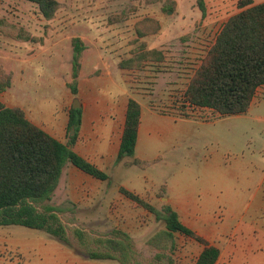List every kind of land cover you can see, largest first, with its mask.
<instances>
[{"label": "rangeland", "instance_id": "rangeland-1", "mask_svg": "<svg viewBox=\"0 0 264 264\" xmlns=\"http://www.w3.org/2000/svg\"><path fill=\"white\" fill-rule=\"evenodd\" d=\"M58 1L55 16L46 19L34 2L0 0V69L12 75L0 97L8 106H40L47 119L61 116L63 105L69 108L89 90L122 103L133 97L161 129L153 133L157 145L147 165L105 170L109 182L86 181L90 192L78 189V200L65 191L70 178L83 179L73 170L83 171L68 163L51 202L60 208L70 243L39 229L0 226V264H121L87 255L94 238L111 237L116 229L132 237L137 264H167V257L195 264L204 244L178 232L169 237L165 222L118 186L139 191L157 208L168 198L185 205L191 214L180 219L221 249L217 264H264V86L242 114L185 106L182 97L224 23L241 10L240 0ZM78 36L87 48L75 95L68 83ZM143 48H155L163 58L156 54L139 68L120 67ZM93 187L108 190L105 199L93 196ZM76 228L84 231L83 241Z\"/></svg>", "mask_w": 264, "mask_h": 264}, {"label": "trees", "instance_id": "trees-1", "mask_svg": "<svg viewBox=\"0 0 264 264\" xmlns=\"http://www.w3.org/2000/svg\"><path fill=\"white\" fill-rule=\"evenodd\" d=\"M28 1L36 3L46 19H52L60 5L58 0ZM240 8L224 23L194 70L182 94L185 106L209 108L222 116L246 113L258 88L264 86V1L253 4V0H240ZM202 9L205 10L203 5ZM25 39L35 40L31 35ZM86 48L82 38H73V80L68 86L75 95L78 94L82 53ZM156 54L163 58L159 50L143 48L133 58L122 60L120 67L139 68L144 62H154ZM11 85L12 75L0 69V92ZM182 114L191 116L190 113ZM141 115V104L130 97L117 161L125 156H134ZM82 116V108L71 106L68 141L65 143L32 122L22 107L7 106L0 100V225H22L43 230L60 241L70 243L67 228L59 214L60 208L51 202L65 167L72 163L97 179L111 178L105 170L72 148L79 135ZM147 163L138 158L127 162L128 165L140 166ZM119 190L153 213L157 220H163L169 237L178 232L203 243L204 248L195 264H217L221 249L184 224L170 203L157 208L124 186ZM75 234L81 241L85 239L82 229L76 228ZM93 241L94 247L87 250L90 258L137 264V252L127 232L116 229L113 236L96 237ZM167 259V264H176L172 258Z\"/></svg>", "mask_w": 264, "mask_h": 264}, {"label": "crops", "instance_id": "crops-1", "mask_svg": "<svg viewBox=\"0 0 264 264\" xmlns=\"http://www.w3.org/2000/svg\"><path fill=\"white\" fill-rule=\"evenodd\" d=\"M79 81V92H81L80 90L82 85V72L80 73ZM87 85L90 89V86L92 84L91 82H89L87 83ZM129 98L130 97H127L126 101H124L123 103L117 102L115 98L108 97L106 95L95 94V92L92 90H89L87 96L80 97V108H82L83 110L82 123L80 126L78 138L73 144L72 148L78 154L95 163L103 170L118 169L122 173L125 169H129L133 166L126 165V163L131 161L133 158H138L145 161L150 160L152 151L157 145V140L155 134L153 133L156 130H160L161 127L158 125L157 120L151 118L150 116L145 117L142 101L140 99H136L141 104L142 115L140 126L138 129L135 154L131 157L125 156L120 161H117L125 126ZM0 100L4 102L5 105H7L1 97ZM70 107H66V104L63 105L61 116H54L53 118L47 119L44 118L43 111L40 106L36 108H34L33 106H22V108L26 112L27 117L32 122L42 127L52 136L65 143L68 141L67 125L69 120ZM149 107L151 108L152 113L156 115L157 109L153 106ZM66 168L67 166L65 167V169ZM73 171L81 175L83 179H77L75 177L69 179L72 186L70 189L65 191V194L70 200H78V197L75 196V192L78 189L81 193H85L86 195L90 192L88 190L89 188L88 184H86V181L91 182L93 185L97 186H101L102 184L104 185L105 182H109V180H100L93 177L92 175H90L92 176L90 177L87 173L83 174L85 173L84 171L80 172L77 169ZM110 177L112 178L111 175ZM62 178L63 175L60 179L55 193L61 185ZM118 188L120 187L118 186ZM101 190L97 187H93V190H91V194L97 197L100 196V199H105V192L109 191L103 188ZM136 193L139 194L140 192L136 191ZM141 194L142 193H140V195ZM168 200L169 203H172L171 205L178 212L181 218L189 216L191 214L189 210L185 208V205H176L172 200H170V198H168ZM193 210L194 208L191 209V211ZM182 222L186 225L188 224L184 219H182ZM7 226L12 225H4L3 227ZM260 258L262 261H264V253L260 254Z\"/></svg>", "mask_w": 264, "mask_h": 264}, {"label": "water", "instance_id": "water-1", "mask_svg": "<svg viewBox=\"0 0 264 264\" xmlns=\"http://www.w3.org/2000/svg\"><path fill=\"white\" fill-rule=\"evenodd\" d=\"M72 106H73L74 108H80V107H81V104H80V101H79L78 98H75V101H74V103L72 104Z\"/></svg>", "mask_w": 264, "mask_h": 264}, {"label": "built area", "instance_id": "built-area-1", "mask_svg": "<svg viewBox=\"0 0 264 264\" xmlns=\"http://www.w3.org/2000/svg\"><path fill=\"white\" fill-rule=\"evenodd\" d=\"M257 93H258V92H256V95H257ZM256 95H255V96H256Z\"/></svg>", "mask_w": 264, "mask_h": 264}]
</instances>
